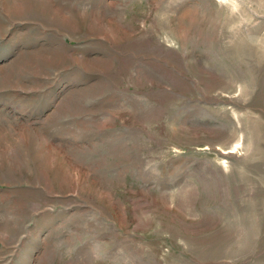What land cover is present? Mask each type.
I'll list each match as a JSON object with an SVG mask.
<instances>
[{"label":"rangeland","instance_id":"obj_1","mask_svg":"<svg viewBox=\"0 0 264 264\" xmlns=\"http://www.w3.org/2000/svg\"><path fill=\"white\" fill-rule=\"evenodd\" d=\"M0 264H264V0H0Z\"/></svg>","mask_w":264,"mask_h":264}]
</instances>
